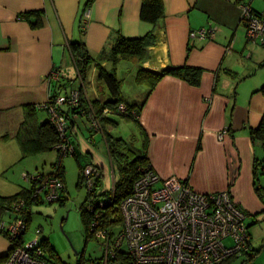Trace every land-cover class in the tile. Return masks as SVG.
Returning a JSON list of instances; mask_svg holds the SVG:
<instances>
[{
    "label": "crops",
    "instance_id": "obj_1",
    "mask_svg": "<svg viewBox=\"0 0 264 264\" xmlns=\"http://www.w3.org/2000/svg\"><path fill=\"white\" fill-rule=\"evenodd\" d=\"M86 1L0 0V197L26 188L18 187L5 173L26 158L16 137L27 107L44 104L53 93L68 95L75 90L72 69L68 70L69 62L74 66L70 44L82 41L90 56L97 57L120 37L138 38L153 32L155 41L147 58L140 64L128 62L134 82L140 69L159 72L187 65L203 74L198 87L171 76L156 85L141 109L139 126L135 124L141 154L145 152L161 179L186 181L201 194L229 190L233 202L248 215L246 222L263 213L253 188L252 168L254 163L264 167V143L251 140L250 132L264 118V41H247L240 5H249L264 18V0H162L164 19L155 28L140 21L141 0H94L83 17ZM33 11L44 13L41 27L32 28L20 17ZM209 27L216 28L213 38L189 37L190 32ZM121 63L115 70L117 79ZM100 65L111 71L110 62ZM52 70L59 71L60 79L50 84ZM89 72L95 78L96 67ZM118 80L121 92L122 80ZM80 83L77 90H82L89 104L84 81ZM38 110L32 113L37 116L35 123L41 124L47 116ZM80 118L88 124L86 117L72 116L70 136L77 137ZM71 142L79 166L99 168L89 152L82 154L79 139ZM38 154L43 153L29 156ZM81 155L90 161L82 165ZM103 189L109 190L104 183ZM8 250L9 243L0 234V262Z\"/></svg>",
    "mask_w": 264,
    "mask_h": 264
},
{
    "label": "built area",
    "instance_id": "obj_2",
    "mask_svg": "<svg viewBox=\"0 0 264 264\" xmlns=\"http://www.w3.org/2000/svg\"><path fill=\"white\" fill-rule=\"evenodd\" d=\"M240 10L247 41L263 42L264 18L256 16L247 4H241ZM87 16L86 11L83 17ZM215 32V27H209L192 31L189 37L213 38ZM59 78V71L52 70L48 82ZM80 97L79 90H72L68 95L49 97L37 107L45 111L48 123L55 130L58 141L53 151L59 157V164L63 157L74 154L68 122L72 116L86 117L89 130L101 133L98 117L89 105V112L78 109ZM118 110L125 112L122 105ZM102 114L109 115V111L105 109ZM81 173L86 191L91 192L95 179L101 175L100 169L86 165ZM23 178L36 184L33 197L42 203L52 204L65 197L58 173L24 174ZM22 206L23 202H19L13 209L18 212ZM108 206L109 200L101 197L88 203L86 210L95 214L93 241L98 243L101 255L96 261L81 259L77 264H110L113 260L112 264H222L251 251L247 215L233 202L228 191L197 193L186 181L161 179L153 170H146L134 182L131 194L119 204L122 228L114 236L102 229L101 220L97 222ZM26 232L23 217L0 223V233L9 243L5 260L0 264H54L40 246V232L36 230L34 240L28 243L24 240Z\"/></svg>",
    "mask_w": 264,
    "mask_h": 264
},
{
    "label": "trees",
    "instance_id": "obj_3",
    "mask_svg": "<svg viewBox=\"0 0 264 264\" xmlns=\"http://www.w3.org/2000/svg\"><path fill=\"white\" fill-rule=\"evenodd\" d=\"M93 1L94 0L86 1L84 12L89 6H91ZM253 13L256 16L262 18L261 14L254 11ZM43 14L44 13L42 11H33L23 13L20 15V17L27 20L32 28H38L43 25ZM31 17L34 19L31 20ZM139 19L141 22L151 25L153 28L161 26V22L164 19L162 0H141ZM154 41L155 37L153 32L138 38L126 39L120 37L109 51H102L97 57L90 56L82 41L71 43L69 46L78 79L83 82L89 69L95 66L97 69V79L103 82L109 94V101L99 102L97 100H90L89 105L86 104L84 94L82 90L79 89L81 97L80 106L78 109L82 108L83 110H86V112H89V108L87 106L89 105L90 109L95 112L99 120L100 131L105 140L113 174L115 173L113 168L114 163H116L117 167V178L115 176L113 178V188H109V190L103 189V175L101 173V175H99V177H97L94 181L95 183L93 190L91 192L86 191L85 199L78 210L84 224L86 243L93 240L92 225L94 223L93 220L95 215L93 212L86 210L88 203L96 197L109 200V206L106 207L105 212L103 213L104 215L100 216L97 222L101 220L100 222L103 223L102 229L104 228L109 236H114L116 233L120 232L122 228V217L119 212V204L123 199L131 194L132 186L134 182L140 177V175L146 170H153L145 155L144 147L142 149L144 154H141V152H135L127 146L124 140L115 138L111 135L110 131L117 125V123L111 119L110 116H120L126 121L133 122L139 126L138 117L145 104V100L162 78L171 76L184 81L192 87H198L200 84L203 71L199 68L183 65L180 67H169L159 72L140 69L136 73L135 81L136 84L145 86L147 88L145 98L139 104H128L125 102L120 92V81L115 76L116 67L120 62H136L138 64L142 63L147 58L148 48L154 44ZM103 61L110 62L111 71L108 72L105 68L101 67L100 64ZM58 81L59 80L49 83L53 84L57 83ZM261 92L264 93V87L261 88ZM55 96L57 95L53 93L51 94L50 98L53 99ZM120 105L125 108L124 113H121L118 110ZM38 106L39 105L27 107L28 112L25 121L23 122L16 137L21 147L23 157H27L39 152L45 153L53 151V146L58 141L54 128L48 123L47 120L41 124L35 123L37 116H35V114L33 115L32 111L38 109ZM105 109L109 111V115L102 114V111ZM75 112L79 113V111ZM250 137L253 141L264 143V118L262 119L259 127L256 130H252L250 132ZM85 166L79 167L80 171L78 175V186H82L84 184L81 171ZM55 168L57 169L56 173L59 174L64 184L63 166L59 164L58 166H55ZM252 169L254 192L264 207V186L260 185L259 183V178L264 176V167L254 163ZM35 187V183H29V188H24L18 193L9 197H0V223L5 222L3 220L5 215H9V222L13 219L23 217L26 221V224L28 225L30 220V214L28 210L32 205L42 203L37 198L33 197ZM231 187L232 183L228 185V188ZM112 191L114 193H112ZM64 192H66L65 186L63 193ZM64 200H66L65 197H63V199L61 198L58 203L63 204ZM19 202H23V206L18 212H15L13 207ZM254 218L255 216L253 217V220ZM40 246L47 255L48 260L52 262L55 260L54 264H60L58 257L47 240H41ZM251 258H253V256L249 257V260ZM234 259L236 258L228 259L222 264H228ZM96 260L98 259H89L85 261ZM113 262L115 261H111L110 264Z\"/></svg>",
    "mask_w": 264,
    "mask_h": 264
},
{
    "label": "rangeland",
    "instance_id": "obj_4",
    "mask_svg": "<svg viewBox=\"0 0 264 264\" xmlns=\"http://www.w3.org/2000/svg\"><path fill=\"white\" fill-rule=\"evenodd\" d=\"M257 46L262 47L259 44ZM131 65L128 62L120 64L118 79L122 80L121 94L124 101L128 104H135L142 99L147 89L136 84L133 77H129ZM68 68V70L72 69L70 71L72 85L77 90L80 88V79H78L77 72L70 62ZM107 71L109 72V70ZM92 76L89 72L84 80V88L89 99L94 100L96 98L103 102L109 101L110 97L103 82L97 79V74L95 78ZM110 118L117 123L110 131L111 135L124 140L127 146L135 152H140L142 141L139 139L137 126L117 115H111ZM77 123H79L76 132L77 137L71 136L72 141L76 143V140L79 139L82 154L85 155L89 152L88 156L92 157L94 165L103 169L105 187L111 188L114 176L117 178V167L114 163L115 173L113 174L107 147L101 134L89 132L88 124L81 118ZM90 135L92 136L90 137ZM83 155L80 156V160L81 164L85 165V162H89L90 158ZM60 164L64 168L66 200L63 201V204L44 202L32 205L28 210L30 220L24 240L26 243L34 240L35 231L38 230L40 232L39 240L45 239L49 242L60 264H77L81 259H98L101 255L100 247L93 240L86 243L84 224L78 211L86 196L84 184L82 186L77 185L80 166L71 155L63 157ZM58 165L59 157L57 153L49 151L19 160L5 175L7 178H12L18 184V187L29 188V183L23 178L24 174L29 176L36 173L43 175L56 174L57 169L55 166ZM263 179L260 180L262 183ZM9 219V215H5L3 220L7 223ZM246 225L251 238L252 251L248 255L234 259L228 264H264V213L257 215L254 220H248ZM252 256L253 258L249 260V257Z\"/></svg>",
    "mask_w": 264,
    "mask_h": 264
}]
</instances>
